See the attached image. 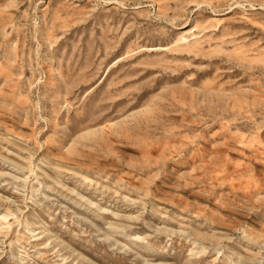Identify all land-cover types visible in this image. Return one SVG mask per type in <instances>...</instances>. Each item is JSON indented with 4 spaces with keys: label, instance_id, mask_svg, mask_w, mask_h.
Segmentation results:
<instances>
[{
    "label": "rangeland",
    "instance_id": "1",
    "mask_svg": "<svg viewBox=\"0 0 264 264\" xmlns=\"http://www.w3.org/2000/svg\"><path fill=\"white\" fill-rule=\"evenodd\" d=\"M0 264H264V0H0Z\"/></svg>",
    "mask_w": 264,
    "mask_h": 264
}]
</instances>
